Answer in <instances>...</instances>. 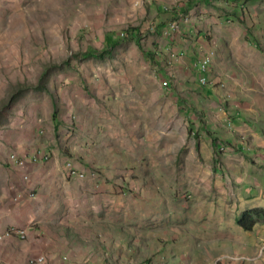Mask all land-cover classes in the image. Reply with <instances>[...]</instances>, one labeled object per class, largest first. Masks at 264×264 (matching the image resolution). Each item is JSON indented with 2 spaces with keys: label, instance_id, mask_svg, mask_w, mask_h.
<instances>
[{
  "label": "rangeland",
  "instance_id": "rangeland-1",
  "mask_svg": "<svg viewBox=\"0 0 264 264\" xmlns=\"http://www.w3.org/2000/svg\"><path fill=\"white\" fill-rule=\"evenodd\" d=\"M218 6L221 22L249 9L248 0H0V116L28 97L51 102L49 136L76 192L70 217L109 232L108 264H264V215L250 231L235 223L264 209L255 183L264 164L211 131L213 98L158 56L169 28L192 40L190 22L207 26L200 14ZM201 58L207 72L210 56Z\"/></svg>",
  "mask_w": 264,
  "mask_h": 264
},
{
  "label": "crops",
  "instance_id": "crops-1",
  "mask_svg": "<svg viewBox=\"0 0 264 264\" xmlns=\"http://www.w3.org/2000/svg\"><path fill=\"white\" fill-rule=\"evenodd\" d=\"M248 5L244 15L237 11L230 22H221L219 6L200 14L201 22L208 21L205 27L194 25L193 17L189 18L192 40L180 39L178 31L169 28L172 35L163 38V53L158 56L166 61L174 79L199 81L193 59L209 49L207 81L200 82V93L213 98L211 111L216 119L210 120L211 131H220L219 137L227 135L230 144L244 145L249 157L264 164V0H248ZM206 30L211 31L209 39L204 37ZM3 51L1 48L0 72L8 53ZM4 80L0 73V82ZM26 101V107L18 103L1 110L0 116V233L14 226L25 234L0 238V264H94L91 260L108 264L101 257L113 253L106 244L109 232L94 224L85 226L82 216L70 217L75 210L70 197L76 192L69 185L73 180L63 176L68 167L62 168L53 147L55 140L49 136L55 122L51 102L45 96ZM11 152L17 155L11 156ZM34 154L38 155L35 161ZM19 160H25L24 164L19 165ZM73 167H69L71 172ZM72 175L76 178L75 172ZM255 183L262 188L264 176ZM248 203L257 206L258 200L251 197ZM95 238L102 242L94 247ZM177 250V257L187 255ZM36 255L43 260L29 263V257Z\"/></svg>",
  "mask_w": 264,
  "mask_h": 264
},
{
  "label": "trees",
  "instance_id": "trees-1",
  "mask_svg": "<svg viewBox=\"0 0 264 264\" xmlns=\"http://www.w3.org/2000/svg\"><path fill=\"white\" fill-rule=\"evenodd\" d=\"M131 34L132 36L136 37V30L134 31V28H132L131 30ZM106 38H104L105 40ZM138 45H139V41L137 42ZM140 47V46H139ZM144 55L146 56H149V52L145 51V50H142ZM87 52H92L90 50H88ZM52 118L55 120V110L52 111ZM54 127L56 128V125L54 124ZM212 141H213V138H212ZM264 215V209L263 208H259V207H255V208H251V209H247L243 212H241L237 217H236V223L237 225L242 228L244 231H250L252 230L254 224H255V221H256V218L257 217H260Z\"/></svg>",
  "mask_w": 264,
  "mask_h": 264
},
{
  "label": "bare ground",
  "instance_id": "bare-ground-1",
  "mask_svg": "<svg viewBox=\"0 0 264 264\" xmlns=\"http://www.w3.org/2000/svg\"><path fill=\"white\" fill-rule=\"evenodd\" d=\"M207 64H208L207 59L200 58V65H201L202 69L205 70V74H206ZM205 79H206V75H205ZM200 82L204 83L205 81L200 80ZM11 156L14 157V154H11ZM32 159L34 160V155L32 156ZM16 233H18V235ZM13 235H17L18 237H23L25 234L22 231L18 232L17 228L14 226H8L5 228V230L3 231L2 234L0 233V238H3L4 236H13ZM243 257L248 259L247 256H243ZM232 258H235V257H232ZM42 260H43L42 256H38L36 258H30L29 257V259H28L29 263H33L35 261H42Z\"/></svg>",
  "mask_w": 264,
  "mask_h": 264
},
{
  "label": "built area",
  "instance_id": "built-area-1",
  "mask_svg": "<svg viewBox=\"0 0 264 264\" xmlns=\"http://www.w3.org/2000/svg\"><path fill=\"white\" fill-rule=\"evenodd\" d=\"M208 51L209 49L202 55H200V57L203 56H208ZM200 57L198 58V60L196 61L197 64V69L200 72L199 75V80H204L205 82L207 81V79H205V70L202 69L201 65H200ZM45 153V152H44ZM38 159V155L34 154V161ZM25 162V160H19V165H23ZM18 232H21L20 230H18ZM18 235V233H16ZM36 256H40V255H36Z\"/></svg>",
  "mask_w": 264,
  "mask_h": 264
}]
</instances>
